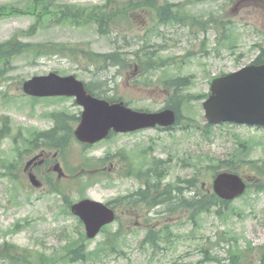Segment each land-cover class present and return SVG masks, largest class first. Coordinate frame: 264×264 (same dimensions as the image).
Here are the masks:
<instances>
[{
	"label": "rangeland",
	"instance_id": "374dc122",
	"mask_svg": "<svg viewBox=\"0 0 264 264\" xmlns=\"http://www.w3.org/2000/svg\"><path fill=\"white\" fill-rule=\"evenodd\" d=\"M55 1L58 9L62 6L91 8L105 3V0ZM170 1L188 4L186 10L208 27L192 26L190 21L169 27L159 26L155 21L148 20L150 16H155L153 13L138 11L133 15L132 28L122 23L109 35L102 36L95 25H56L48 20L38 24V17L32 15L0 18V44L18 35L24 43H45L55 51L45 56L36 57L30 51L13 57L7 71L0 75V124L1 118L8 116L12 131V137L0 142V244L13 243L21 254L32 255L38 251L52 253L70 239L78 238L79 232L85 233L78 218L64 212L62 196L51 191L49 193L48 179L54 177L57 180V174L53 175L49 170L56 163L65 173V178L59 182L60 188L68 193L73 202L84 196L108 203L140 188L135 178L125 174L131 165L141 166L145 152L149 160L154 157L170 159V174L165 183L189 179L198 172V188L203 193L213 192L214 172L209 166L216 160H229L241 139L250 142L249 160L264 158V130L245 126H213L206 133L203 101H194L185 111V115L193 121L183 119L182 122V126H188L187 131L182 128L169 132L144 130L118 135L86 149L74 142L71 154L67 156L72 167L79 166L82 154L107 160L102 169L106 173L103 180L92 183L83 192L79 191V181L71 178L66 161L56 150L40 147L30 155L24 153L20 159L16 148L23 137H29L35 129L46 131L54 126L45 114L53 111L74 115L81 113L74 99L43 100L33 104L23 97V82L35 76L55 72L62 76L76 75L85 83L100 81L105 83L107 96L122 98L136 110L157 112L166 107L168 98L161 87L160 78L193 76L194 83L188 91L192 94L208 93L211 79L253 63L261 49L264 51V0ZM115 2L125 3L127 0ZM3 5L24 10L30 6V1L0 0V6ZM147 44L155 52L159 65H155L150 72L146 71V66L141 70L134 63L135 53ZM90 52H119L129 60L130 65L121 70L118 67L105 69L101 67L103 65L91 61ZM162 62H166L164 66ZM151 77L153 82H150ZM75 126L76 123H72V127ZM124 154L130 158H122ZM35 156L48 163L35 170L44 183L42 189L33 188L22 170ZM6 161L14 164L13 177L4 175L7 172L4 167ZM241 167L239 172L243 178L251 184L256 183L251 166L242 163ZM234 207V214L225 219L219 220L213 214L202 215L197 225L191 223L188 217H165L161 208L143 212L136 219L130 217L124 208L116 207L120 221L88 243L94 252L91 260L72 264H228V243L213 245L224 232L236 235L241 239L242 246H245V240L250 241L257 257V253H262L264 248V193L251 189L234 202ZM138 218L140 222L149 221L151 226L155 225L158 229L169 226L172 235L159 249L142 247L141 242L148 228L135 226ZM18 224L21 227L16 229ZM120 227L123 235L113 241L112 237ZM113 246L117 249H113ZM203 248L210 249V255L222 261L207 260ZM0 264L10 263L0 260Z\"/></svg>",
	"mask_w": 264,
	"mask_h": 264
},
{
	"label": "trees",
	"instance_id": "16d2710c",
	"mask_svg": "<svg viewBox=\"0 0 264 264\" xmlns=\"http://www.w3.org/2000/svg\"><path fill=\"white\" fill-rule=\"evenodd\" d=\"M109 4L104 7L95 6L93 8H69L64 6L62 10H54V4L51 0H31V4L29 9L25 11H13L9 9L6 11L5 14L0 12V17L3 15H15L16 13L20 14H34L39 15L40 18H50L55 13L60 11L62 12L58 19V22L61 21H70L72 23H82L84 21V25H90L91 23L98 24L99 33L107 34L111 30L110 28L114 26L117 21L119 20H129V14L132 10H138L143 8L149 7H156L153 3H146L145 0H139L136 2L125 3L123 5H118L117 10L111 12V1L108 0ZM152 1V0H149ZM175 6L169 7L168 4L163 7L159 8V19L160 22L168 23V22H177L185 24L187 21L192 22V25L197 24L199 25V19L196 16H192L191 13H187L185 10V4L181 7L182 11H174L173 8ZM172 8V12L169 9ZM115 23V24H113ZM32 45L23 44L18 41L17 36H15L9 42H5L0 44V65H2L4 70L9 65L10 60L20 54L29 52L31 50ZM36 49L33 51L35 56H41L45 53L48 49L46 44H39L35 47ZM95 61H102L105 64L110 65H120L121 67H126L127 60L124 59L118 53H111L106 55H92ZM136 61L142 67L146 66L147 71L151 69L152 66L157 64V61L153 58L152 55L148 52V48L145 46L141 48L136 53ZM255 63L261 64L264 63V52L262 56L259 57ZM165 65V62L162 63V66ZM163 79V89L166 92H173L172 96L170 97L169 101L167 102V106L173 108L178 112V124L181 123V106L189 101V98L183 95V90L190 85V80L188 77H178V78H162ZM111 101H116L115 99H110ZM54 117L57 120L58 126L48 132L44 133H35L32 135L33 139L36 142H39L41 139L48 145L49 147H54L57 149H64L69 139L72 137V130L66 127L61 126L60 117L56 114L62 113H54ZM67 123V120H65ZM209 127V126H207ZM247 142H241V148L236 151L231 160L228 161H219L216 166L212 167V170H218L222 167H225L230 172H236L240 169L241 165L236 164L242 163L244 161V153L242 151L243 148L246 149ZM245 162V161H244ZM254 165L252 168L257 176L261 179V182L256 185H251L250 187L256 188L258 191L264 192V160L261 164L258 162H252ZM93 169H96L98 166V162L93 163ZM158 168L157 164H153L150 170L145 175L147 178L146 180V188L140 189L132 198L137 196L141 199H133L128 206L133 208H141L144 206L143 204H147L148 207H153L157 203H170L172 202V193L177 190H181L178 186H167L164 190H162L161 180L163 179V175L160 173L159 175L155 172V169ZM143 174V173H142ZM141 176V174L139 175ZM190 186H197L198 178L195 177L189 181H186ZM197 188V187H196ZM183 191V189H182ZM180 204L182 207V211H190L191 212V219L196 222L197 218L200 217L203 213H213L219 219H224L231 214L232 204L224 202L217 198L215 195H207L203 194L199 191L196 192V195L193 198H186L185 195H181ZM144 197V198H142ZM135 200V201H134ZM68 203V202H67ZM121 232L119 233V235ZM170 236V233L166 230L164 231H156L150 230L143 242V245H149L154 249L159 248V243L163 242ZM226 237V236H225ZM117 236H114L113 241H116ZM231 238V237H230ZM227 238H222L225 241ZM231 243L230 249L228 250V260L229 264H257L255 260L254 254L251 253L253 249L250 243H247V248L239 246L237 241H228ZM88 244L84 234H80L78 239H72L65 247L61 248L60 251H55L53 254L48 255L44 252H37L32 258V255L29 254H21L18 252V248L14 245L4 244L0 246V257L3 259L9 260L12 264H60V263H78V262H86L92 258L93 253L88 251ZM115 247L113 246V249ZM100 251V250H99ZM206 254H209L208 250H205ZM209 259L217 260L221 262L218 257H211ZM258 261L260 264H264V252L260 254Z\"/></svg>",
	"mask_w": 264,
	"mask_h": 264
},
{
	"label": "water",
	"instance_id": "95a60500",
	"mask_svg": "<svg viewBox=\"0 0 264 264\" xmlns=\"http://www.w3.org/2000/svg\"><path fill=\"white\" fill-rule=\"evenodd\" d=\"M24 91L36 97H77L84 107L82 122L76 137L88 144L107 138L112 129L119 133L134 132L156 126L170 127L176 122L175 112H136L123 103L111 105L90 96L82 82L75 77L61 78L55 74L36 77L24 84ZM211 96L204 104L206 118L212 124L233 122L264 127V65H251L234 74L214 80ZM35 186L39 183L32 177ZM215 192L225 200H233L246 190L243 180L234 174L222 173L214 182ZM72 211L82 218L89 239L115 221L109 207L90 200L73 206Z\"/></svg>",
	"mask_w": 264,
	"mask_h": 264
}]
</instances>
